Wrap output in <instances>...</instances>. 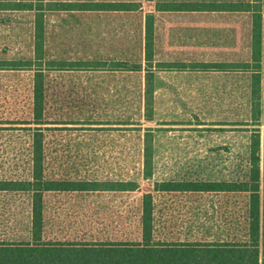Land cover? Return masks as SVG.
<instances>
[{
	"label": "rangeland",
	"instance_id": "rangeland-1",
	"mask_svg": "<svg viewBox=\"0 0 264 264\" xmlns=\"http://www.w3.org/2000/svg\"><path fill=\"white\" fill-rule=\"evenodd\" d=\"M17 1L21 0H0V8H8ZM131 1L141 2L142 8L134 12L55 11L44 17L45 64L85 61L101 68L47 73V118L51 122L47 127L50 129L45 131L47 176L132 180L139 183L141 193L152 190L153 183L162 180L246 179L251 137L255 128L264 130V125H256L252 111V72L238 71L242 70L238 67L242 62L250 60L252 14L231 9L255 0ZM165 2L201 3L218 10L158 12V4ZM255 4L264 9V1ZM149 12H156L154 68L165 63L179 67L183 63L178 62L189 60L191 64H183L187 69L202 71L157 74L160 98L168 99L169 104L159 106L160 115L154 121L144 117V71L102 70L105 65L108 69L115 66L116 61L145 65ZM34 31V12L0 9V61L32 60ZM227 49L229 64L211 63L225 59ZM217 64L235 72L217 73ZM223 82L229 85L228 116L227 105L211 101L224 97L226 89L219 88ZM196 84H202V88L197 89ZM28 92L27 80L0 71V175L13 168L12 157L20 158L19 168L26 166L30 139L21 121L27 118ZM201 93L207 100L196 103ZM227 118L230 127H222L223 122L227 126ZM147 130L154 133V175L150 181L144 178ZM154 196L158 234L181 241L210 240L217 233L225 236L235 218L234 212L246 203L241 196L226 194ZM124 198L118 194L91 198L89 210L95 204L104 206L113 218L123 211ZM4 202L5 198L0 196V220L6 216ZM75 202L78 203L74 200L65 207L66 213L77 215L81 209Z\"/></svg>",
	"mask_w": 264,
	"mask_h": 264
},
{
	"label": "trees",
	"instance_id": "trees-1",
	"mask_svg": "<svg viewBox=\"0 0 264 264\" xmlns=\"http://www.w3.org/2000/svg\"><path fill=\"white\" fill-rule=\"evenodd\" d=\"M151 1V0H149ZM264 0L243 2L232 11L252 14V61L242 63L252 72V111L257 126L264 125ZM141 2L131 0H21L7 10L35 13L34 58L0 61V71L28 81V102L21 123L29 131L26 166L0 175V196L5 198L6 216L0 220V264H264V130L255 128L250 145V170L246 179L197 181L162 180L153 189L140 192L137 181L72 180L50 178L46 174L47 118L46 78L52 71L100 70L93 62L45 64V15L58 11L134 12ZM157 11H213L215 6L201 3H159ZM155 13L146 15V63L116 61L102 70L145 72L144 117H154L153 66L155 54ZM162 70H185L183 64ZM215 67H220L218 64ZM263 81V84H262ZM8 163L11 162L8 161ZM154 133H145L144 178L154 175ZM139 193V194H138ZM226 194L241 196L235 218L225 236L210 240H176L158 234L157 203L154 194ZM108 194L124 198L123 211L112 218L104 206L90 209V199ZM135 195L133 198L132 195ZM77 200L81 209L75 216L65 207ZM88 202V203H87ZM125 202V203H124ZM74 203V204H75ZM87 207V209H86ZM121 207V206H120ZM110 218V219H109Z\"/></svg>",
	"mask_w": 264,
	"mask_h": 264
},
{
	"label": "crops",
	"instance_id": "crops-1",
	"mask_svg": "<svg viewBox=\"0 0 264 264\" xmlns=\"http://www.w3.org/2000/svg\"><path fill=\"white\" fill-rule=\"evenodd\" d=\"M159 12V11H158ZM171 13V12H210V11H162V12H160V13ZM236 12V11H235ZM240 13H250L251 14V12H240ZM155 14H156V12H155ZM249 14V15H250ZM155 21H156V18H155ZM251 26H252V20H251ZM250 31H252V27H251V29H250ZM250 39H251V42H252V32H251V35H250ZM251 42H250V45H251ZM230 52H229V49H227V53H226V55H225V59H223L222 61H212L211 63H218V64H223V63H230L231 61H230V54H229ZM154 56H155V54H154ZM223 56H224V54H223ZM156 57V56H155ZM234 57H235V53L233 54V57H232V63H235V60H234ZM188 62H186V61H180V62H178V63H183V64H185V63H187V64H191V62L192 61H189V60H187ZM251 61H252V48H251V51H250V60H248V61H246V62H242V63H251ZM156 62V61H155ZM195 63H198V64H200V63H209V61H203V62H198V61H195ZM154 69V71H155V78L157 77V74L158 73H160V72H184V73H192V72H195V73H199V72H202L201 70H199L198 68H195V69H185V70H166V69H164V70H162L161 68H159V69H156V68H153ZM204 70V69H203ZM217 73H223V74H229L230 72H235V69H230L228 66L226 67V68H224V67H218V68H215L214 69ZM238 71H240V72H244V71H242V70H238ZM248 72V71H247ZM250 72V71H249ZM262 84H263V81H262ZM197 86V89H200V88H202V84H199V86H198V84H196ZM154 87H155V92H154V105H155V108H154V117H153V120H151V121H154L155 120V118H157L160 114V112H159V106L160 105H162V104H169V103H167V101H168V99H163V98H160V94H159V87H160V85H159V82L158 81H154ZM219 88H224V89H226V93H224V97L223 98H221L220 96H218V98H215V99H212L211 101H215L214 102V104H218V105H220V104H225V105H227V116H228V113H229V110H228V105H229V102H230V99H229V85L228 84H225L224 82L223 83H221L220 84V86H219ZM198 99L196 100V103H201V102H204V101H206L207 99H204V97L202 96V93H201V95L199 96V97H197ZM234 99V98H233ZM172 101H173V99H171V101H170V103H172ZM181 101V100H180ZM189 101H192V100H189ZM232 102L234 103V100H232ZM183 104L185 103H187V101L186 102H182ZM213 103V102H212ZM157 106V107H156ZM235 120V119H234ZM234 120H233V125H232V128H234L235 127V124H234ZM224 124H223V126L222 127H230V125H229V120H228V118H227V120H226V123H227V126H226V124H225V122H223Z\"/></svg>",
	"mask_w": 264,
	"mask_h": 264
}]
</instances>
